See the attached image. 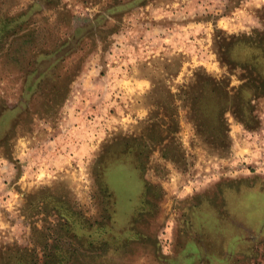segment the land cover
I'll list each match as a JSON object with an SVG mask.
<instances>
[{
    "label": "rangeland",
    "instance_id": "rangeland-1",
    "mask_svg": "<svg viewBox=\"0 0 264 264\" xmlns=\"http://www.w3.org/2000/svg\"><path fill=\"white\" fill-rule=\"evenodd\" d=\"M0 264H264V0H0Z\"/></svg>",
    "mask_w": 264,
    "mask_h": 264
}]
</instances>
